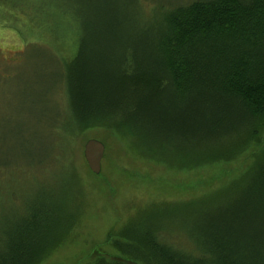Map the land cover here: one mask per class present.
<instances>
[{
    "label": "trees",
    "instance_id": "obj_1",
    "mask_svg": "<svg viewBox=\"0 0 264 264\" xmlns=\"http://www.w3.org/2000/svg\"><path fill=\"white\" fill-rule=\"evenodd\" d=\"M47 1L28 0V10L0 0V9L22 41L57 38L72 117L67 130L118 120L117 128L130 132L148 157L189 170L241 154L251 161L238 178L228 168L221 173L235 179L202 195L177 242L162 225L142 229L139 220L108 236L118 256L98 254L90 264H264V0H196L174 7L162 22H143L142 30L128 22L137 28L130 40L124 22L65 24L59 17L77 18L75 8ZM72 33L74 49L67 53ZM24 147L0 154V176L50 157ZM19 200L0 208V264H42L76 217L53 204L48 191Z\"/></svg>",
    "mask_w": 264,
    "mask_h": 264
},
{
    "label": "rangeland",
    "instance_id": "obj_2",
    "mask_svg": "<svg viewBox=\"0 0 264 264\" xmlns=\"http://www.w3.org/2000/svg\"><path fill=\"white\" fill-rule=\"evenodd\" d=\"M10 1L15 9L33 7L28 0ZM193 1L55 0L64 9L71 6L76 10L77 18L68 19L64 12L60 22H124L123 33L129 40L137 28L128 22H136L142 30L143 22H162L174 7ZM5 17L0 9V154H12L25 146L26 152L33 149L35 154L50 157L41 166L3 170L0 208L7 210L11 204L18 205L19 199L48 191L55 198L53 204L76 217L67 239L42 264H90L98 254L118 256L107 242L108 236L118 235L124 226L139 220L145 226L142 229L162 225L177 242L180 231L193 223L195 211L190 209L203 200L202 195L220 192L243 173L242 168L250 166L251 161L248 163L242 154L193 170L184 169L180 163L152 159L130 132L117 128L118 120L76 133L67 130L66 123L72 117L58 61L62 53L54 46L57 38L27 36L28 41H22ZM73 34L65 40L67 53L74 49ZM21 137L26 139L24 143ZM89 139L100 140L106 146L100 174L91 171L84 155ZM226 168L237 176L221 179ZM182 178L198 181L194 187L179 184L181 187L176 188V181L181 183ZM163 210L171 213L159 214Z\"/></svg>",
    "mask_w": 264,
    "mask_h": 264
},
{
    "label": "water",
    "instance_id": "obj_3",
    "mask_svg": "<svg viewBox=\"0 0 264 264\" xmlns=\"http://www.w3.org/2000/svg\"><path fill=\"white\" fill-rule=\"evenodd\" d=\"M105 144L97 139H89L85 144L84 155L92 172L100 174L105 154Z\"/></svg>",
    "mask_w": 264,
    "mask_h": 264
}]
</instances>
